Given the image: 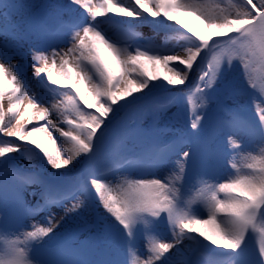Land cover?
I'll return each instance as SVG.
<instances>
[{"label": "snow or ice", "instance_id": "obj_1", "mask_svg": "<svg viewBox=\"0 0 264 264\" xmlns=\"http://www.w3.org/2000/svg\"><path fill=\"white\" fill-rule=\"evenodd\" d=\"M33 7L26 0H0V58L6 61L0 62V134L20 141L0 140V163L6 165L5 169H9L7 164L13 153L32 149L37 150L56 171L70 169L83 158L86 170L78 181V187L63 194L46 190L43 206L62 200L71 201V206L64 209L65 216H69L78 213L95 195L104 211L123 227L129 238L137 223H142L147 230L151 224L150 218L166 214L172 230L171 241L162 242L163 239L158 240L146 233L147 256L141 260L134 242L125 240L128 264H180L177 257L184 251L178 246L185 238H190L189 234L198 235L217 248L233 251L241 249L249 234H252L261 258L260 264H264V157L259 159L258 164L246 165L251 170L249 174L238 176L231 182L206 186V194L201 202L207 209V219L186 210L184 183L181 182L188 174L190 163L195 179H199L203 175L196 171L200 161L222 154L215 143L222 134L230 148L234 146L244 151L243 141L236 144V138L248 134L250 126L244 121L242 127H237L234 122L239 116L223 102L218 101L216 109L222 115L209 114V106L215 99L210 93L222 72L227 70L225 65L227 68L234 66L233 56L239 58L245 83L255 90L250 68L254 60L264 63V0H236L235 3L229 0L227 7L201 3L199 0H97L96 3L93 0H67L45 3L42 12H33ZM80 8L86 10L87 16ZM178 11L192 12L204 22L206 29H217L215 36L183 24L187 33H191H180L181 38L189 44L186 51L150 54L147 49L137 47L133 52L127 47L118 46L98 30L100 21L97 18L109 14L145 22L150 16L151 21L157 24L168 21L181 24L176 16ZM69 39L71 46L65 50L61 45L69 42ZM23 43L32 46L35 77L41 82L46 78L53 85H70L74 89V94L65 93L66 103H52L51 108H45L41 106L43 101L35 94L29 95L23 69L13 62V57L20 54ZM217 52H223V55H213L205 68L207 54ZM158 65L163 67L164 73L155 71ZM193 71L198 72V80L192 84L202 97V110L189 113L187 128L179 141L187 146V150L179 152L173 171L165 178L126 179L125 187H111L100 170L91 164L98 157L105 133L117 114L123 108L139 105L157 87L169 89L186 85ZM158 80L162 84L157 85L155 82ZM141 92L143 96L135 95ZM6 98L8 106L5 111L3 101ZM118 99L125 103L114 107ZM81 102L98 114L83 111ZM53 113H58L62 120L57 122ZM258 120L260 131L258 134L253 132V136H258L260 142L264 143V109L259 111ZM34 121L43 123L29 130L27 125ZM60 123L67 124L69 130H64ZM52 130L70 145L66 155L55 149L56 138ZM38 133L43 134L42 139H33ZM148 135L149 130L142 127H127L120 139L121 146L126 149L125 141L128 139ZM50 145L53 147L50 148ZM145 153L158 167L167 161L173 148L152 142L145 145L144 152L134 155L143 158ZM138 162L139 159L131 160L127 155H122L118 165L131 166ZM12 175L16 176V173L13 171ZM16 178L18 185L32 182L20 176ZM236 184L260 191L255 197H250L247 193L225 190ZM8 190L6 182L0 183V193H7ZM117 190L119 196L113 194ZM77 192L83 193L84 199H79ZM218 193H223V198ZM235 204L243 207L239 210L230 207ZM40 208L41 204L36 206V209ZM23 209L19 198L9 205L5 198L0 197V233L15 235V239L0 245V264H32L34 260L29 252L33 251V245L30 242L49 237L54 232L53 214L47 218V226L32 225L34 230L22 233L21 239L20 235L7 227L5 217L22 213ZM204 225H210L211 229L205 231ZM133 255L136 257L134 261L131 259ZM34 262L40 264L39 261ZM73 264L87 262L73 255ZM183 264H190V259L183 261Z\"/></svg>", "mask_w": 264, "mask_h": 264}, {"label": "rangeland", "instance_id": "obj_2", "mask_svg": "<svg viewBox=\"0 0 264 264\" xmlns=\"http://www.w3.org/2000/svg\"><path fill=\"white\" fill-rule=\"evenodd\" d=\"M26 2L34 5L33 12H42L45 3H61L67 2V0H26ZM96 2L97 0H93V3ZM199 2L212 5L219 4L221 7H227L229 0H199ZM232 2L235 3L236 0H232ZM80 11L87 16L85 9L80 8ZM145 15L147 16V14ZM109 16L111 17L110 21L100 25L98 30L110 38L111 41L116 42L118 46L127 47L133 52L139 47L141 50H149L150 54L183 53L189 44L181 38L180 33L191 35V33H187V29L182 27L183 24H187L189 27L196 28L200 31H206V34L209 36H215L217 31L215 28L206 29L204 22L190 11H178L176 13L177 18L182 22L181 24H176L175 21L157 24L151 21L152 18L150 16L147 22L134 21L132 18L116 14H109ZM177 29H179V32ZM70 46V39L69 42L61 45L65 50ZM32 55V46L29 43H23L20 46V54L13 57V62L20 65L23 69L24 82L29 95L35 94L39 100L43 101L41 106L45 108H51L52 103H66L65 93L74 94V89H71L70 85H53L47 82L46 78L41 82V80L33 75ZM213 55L220 56L223 55V52L211 53L210 56L207 54L209 61L212 60ZM208 60L205 61V64ZM0 62L6 63L2 58H0ZM233 63L234 66L231 68H227L225 65L227 70L222 72L217 83L214 85L210 95L215 97V99L210 104L208 111L212 115H222V113L216 111L217 102L219 101L226 104L229 109L239 116L235 122H238L242 117H249L252 122L249 125L250 130L248 134L236 138V144H240L241 140L243 141L244 151L234 146L230 148L226 142L225 135L218 136L215 143L220 147L222 154L219 157L208 156L200 161L196 171L203 175L199 179H195L194 175L191 184L183 189V201L186 210L204 219H207L208 212L201 202V198L206 194V186L231 182L232 179L238 176L249 174L251 170L246 165L248 163L258 164L259 159L264 157V143L260 142L258 136H253V132L258 134L260 131L258 113L261 109H264V63L254 60L250 68L253 75L252 83L255 84V90L257 91L251 112L246 111V104L248 96L253 89L249 88L245 83L239 58L233 56ZM36 66L39 67L40 64L37 63ZM155 71L164 73L163 67L159 65ZM194 80H198L197 71L190 73V79L186 85L178 88L170 87L169 89L166 87H157L151 95L141 100L139 105L121 109L116 118L122 117L124 121L110 132L107 129L100 153L96 160L92 162L91 166L99 169L102 173L116 166L122 155H127L129 158L136 156L134 153L144 152L145 145L147 144L155 142L160 146H164L174 140H180L182 133L187 128L189 113L195 114L202 110V97L192 84ZM155 83L157 85L162 84L159 80ZM50 89L53 91H61L62 94L52 95ZM237 90H239V94H237ZM144 91L146 92L147 90ZM135 95L138 97L143 96V92L136 93ZM225 97H228V99H225ZM128 99H131V97ZM26 100L27 97L25 98ZM162 102H172L175 106L171 111H160L159 104ZM124 103V100L118 99V104L114 105V107H119ZM3 106L6 111L8 106L7 98L3 101ZM81 109L86 112L91 111L93 114H98L94 109H87L82 102ZM150 110L155 111V118L151 115ZM53 116L57 122L62 120V117L58 113H53ZM137 119L141 120L142 125L138 124ZM42 123L34 121L27 125V127L31 130L32 127L40 126ZM60 126L66 131L69 130L67 124L60 123ZM127 127H142L149 130V135L136 139H128L125 141V149L121 146L120 139L123 131ZM52 134L56 138L55 149L61 151L63 155H66V149L70 145L65 143L63 138L59 137V133L55 130H52ZM42 137L43 134L38 133L35 134L34 139L41 140ZM8 139L13 140L15 143H20L16 138L4 137L0 134V140ZM49 147L51 148L53 146L50 145ZM185 150L187 148L183 145L180 152ZM178 155L168 161L153 177L144 176L133 171H126L125 173L105 178V182L109 183L114 189H119L126 186V179L168 177L170 172L173 171V166ZM148 157L146 153L143 156V158ZM7 166L9 169H5L6 165L0 163V183L6 182L9 185L8 192L2 193V196L8 201L9 205L19 196L26 205L22 213L5 217L7 227L13 229L16 235H20L22 239V233L34 230L31 227L32 225L47 226V218L53 214L55 216L53 223L54 232L49 237L30 242V245H33V251L31 253L29 252L31 258H34L33 254L40 247L52 246L66 241L74 254L59 264H73V255L80 257L87 264H100L98 253L94 249V242H91L92 237L98 235L104 238L105 244L115 253L120 264H128L125 240L131 239L134 242V247L138 250L137 254L143 260L147 256L146 233L151 234L158 240L163 239L162 242H170L172 239V230L166 214H162L158 218H150L151 224L147 230L142 223H137L133 230V235L129 238L123 227L104 211L98 199L97 208L88 199L85 207L78 213L65 216L64 209L65 207H70L71 202L54 210H50L39 219H31L27 214L26 207L34 206V189H39L41 193H45L48 190L49 192L58 194L73 190L78 186L80 174L86 170V161L82 158L72 165L70 169L56 171L47 164V161L37 150L32 149L31 151L25 150L22 153H13L12 157L8 160ZM13 171L16 175L26 177L32 182L26 187H21L17 184L18 182L14 181ZM6 172L7 176H5ZM113 194L119 196L120 192L117 190ZM218 195L223 198L224 194L218 193ZM79 199H84V196ZM41 202H43V198ZM62 217L63 219H61ZM224 218L226 219V217ZM106 226H113L117 231L111 234L108 232ZM89 227H94L95 229L90 231L88 229ZM202 227L205 231L211 229L210 225H204ZM189 237L185 238L181 245L178 246V248L184 251L181 256L177 257L180 264H183V261L188 259L193 261L197 253H200L198 261L208 264H226V262L228 264H260L261 258L257 252V246L252 234H249L241 249L236 251L217 248L195 234H189ZM10 239H15V235L11 233H0V245H3ZM173 251L175 252V249ZM236 253L243 254L246 261L240 262L235 260L234 255ZM135 258V255H133L131 258L132 261ZM40 264H44V262L42 261Z\"/></svg>", "mask_w": 264, "mask_h": 264}, {"label": "clouds", "instance_id": "obj_3", "mask_svg": "<svg viewBox=\"0 0 264 264\" xmlns=\"http://www.w3.org/2000/svg\"><path fill=\"white\" fill-rule=\"evenodd\" d=\"M225 190L229 191V192L247 193L250 197H255L257 195V193L260 191L258 189L251 187V186L240 185V184L232 185L230 187H227ZM230 207L239 210L240 208L243 207V205L235 204V205H231ZM30 264H31V262H30Z\"/></svg>", "mask_w": 264, "mask_h": 264}, {"label": "bare ground", "instance_id": "obj_4", "mask_svg": "<svg viewBox=\"0 0 264 264\" xmlns=\"http://www.w3.org/2000/svg\"><path fill=\"white\" fill-rule=\"evenodd\" d=\"M98 21H100V25H102V24H104V23H107V22H109L110 21V18L108 17V16H106V17H100V18H98L97 19ZM99 25V26H100ZM25 103H27V100L25 101ZM34 137H35V135H34ZM34 137H33V139H34ZM147 176V175H146ZM154 175H151V176H149V177H153ZM43 193H41V191L39 190V189H34V191H33V196L35 197V203H34V205H35V207L37 206V205H40L41 204V199L43 198V195H42ZM32 259L34 260V261H39V262H41L40 261V259L38 258V257H36V256H34V258L32 257ZM32 262V264H35V262Z\"/></svg>", "mask_w": 264, "mask_h": 264}]
</instances>
